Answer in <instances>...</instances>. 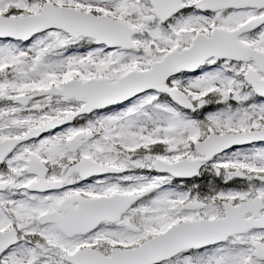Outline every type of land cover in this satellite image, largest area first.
<instances>
[{"label": "snow or ice", "instance_id": "6c2138e0", "mask_svg": "<svg viewBox=\"0 0 264 264\" xmlns=\"http://www.w3.org/2000/svg\"><path fill=\"white\" fill-rule=\"evenodd\" d=\"M0 264H264V0H0Z\"/></svg>", "mask_w": 264, "mask_h": 264}]
</instances>
